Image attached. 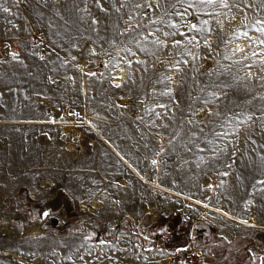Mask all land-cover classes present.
Listing matches in <instances>:
<instances>
[{"label":"rangeland","instance_id":"rangeland-1","mask_svg":"<svg viewBox=\"0 0 264 264\" xmlns=\"http://www.w3.org/2000/svg\"><path fill=\"white\" fill-rule=\"evenodd\" d=\"M227 3L0 0V264H264V0Z\"/></svg>","mask_w":264,"mask_h":264},{"label":"snow or ice","instance_id":"snow-or-ice-1","mask_svg":"<svg viewBox=\"0 0 264 264\" xmlns=\"http://www.w3.org/2000/svg\"><path fill=\"white\" fill-rule=\"evenodd\" d=\"M218 2V0H175V3H171L170 0V7L172 8L173 14L180 16L181 18H183L184 15L187 14V9L188 8H193V7H197L199 8V6H206V5H213L216 4ZM219 3L222 7H229V4L227 3V0H219ZM187 4V8H185V11L183 13L179 12L177 9L178 7H184V5ZM233 6H236L235 3L233 4ZM135 7H141L139 4H136ZM146 9H151V4H148L146 6ZM5 11H7L8 9H4ZM199 10H203V8H199ZM242 10V9H241ZM165 14L167 15V11L165 12ZM129 19L131 20L132 17L130 16ZM156 23H162V24H166L168 27L171 28H176L177 25L175 24H171L168 21L164 20V21H157ZM206 23V21H205ZM257 24L261 23V21H256ZM191 29H196V25L195 24H191L189 26ZM261 32H264V28H260L258 29ZM151 34V33H150ZM165 35H170V33H165ZM246 35V33H245ZM153 43H159V41H153ZM176 45H179V41L175 42ZM116 87H119V85H116ZM257 183H262L264 184V181H257ZM261 260H264V257H260Z\"/></svg>","mask_w":264,"mask_h":264},{"label":"trees","instance_id":"trees-1","mask_svg":"<svg viewBox=\"0 0 264 264\" xmlns=\"http://www.w3.org/2000/svg\"><path fill=\"white\" fill-rule=\"evenodd\" d=\"M201 237H203L204 235L203 234H200ZM198 238V235L196 238L192 239V243H193V246L196 247V248H200L197 243H196V239ZM223 240V239H222ZM236 242H238V240H236ZM235 244V242L231 243V244H227L228 246L229 245H233ZM203 248V251L205 253V255L209 256L210 258H212L214 261H221L222 259H225L224 256L222 255L221 252H210L209 253V250L207 247H202ZM219 255V257H217Z\"/></svg>","mask_w":264,"mask_h":264},{"label":"bare ground","instance_id":"bare-ground-1","mask_svg":"<svg viewBox=\"0 0 264 264\" xmlns=\"http://www.w3.org/2000/svg\"><path fill=\"white\" fill-rule=\"evenodd\" d=\"M69 122H66L65 124H68ZM71 124V123H70ZM119 156V155H118ZM123 161H124V159H123ZM125 162V161H124ZM217 211V210H216ZM218 212V211H217Z\"/></svg>","mask_w":264,"mask_h":264}]
</instances>
